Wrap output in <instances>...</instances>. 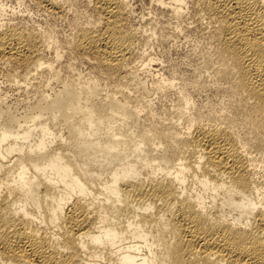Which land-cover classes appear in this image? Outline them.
<instances>
[{
  "label": "bare ground",
  "instance_id": "6f19581e",
  "mask_svg": "<svg viewBox=\"0 0 264 264\" xmlns=\"http://www.w3.org/2000/svg\"><path fill=\"white\" fill-rule=\"evenodd\" d=\"M18 1L76 17L67 0ZM155 4L177 25L192 11L206 48L190 72L151 80L172 91L165 109L145 100L152 59L125 0H90L69 40L0 24V73L25 85L0 95V264H264V174L250 155L264 166V0ZM45 51L100 72L61 75ZM97 76L136 97L102 93Z\"/></svg>",
  "mask_w": 264,
  "mask_h": 264
},
{
  "label": "rangeland",
  "instance_id": "374dc122",
  "mask_svg": "<svg viewBox=\"0 0 264 264\" xmlns=\"http://www.w3.org/2000/svg\"><path fill=\"white\" fill-rule=\"evenodd\" d=\"M2 1L10 7H8L4 15L0 17V24L8 22H10V24H26L28 26H33L38 30L51 31L60 40H69L72 38L75 29L74 21L79 24H84L91 20L90 0H67L76 10L74 21L73 17L62 19L61 17L48 14L42 9L36 8L29 3H19L18 0ZM125 1L128 5L126 26L136 33V49L139 53L144 52L142 57L143 59H146V61L152 59V62L150 63V72H139V79L146 81L145 86L148 93L145 95V100H148L154 109H157L158 107L160 108V106H162L163 109L166 107L168 108L173 104L172 101L174 98L172 96V91H169L168 89L163 91L157 89L151 90V80L157 76H160L161 78H172L179 72H190L193 69V65H195V61L197 64L200 61L199 58L204 54L202 52L206 51V48H204L205 40H203L204 38L197 28L195 27V29L194 25H192V20L189 18H191L190 16H192L193 13L192 11H188L187 8L183 10V18H181L180 23L177 25L174 17L169 12L170 10H168V8L166 9V7L160 8L156 6L155 0ZM164 1L167 3L169 2V0ZM190 12L192 15H190ZM153 28L155 29L156 34L150 38H146ZM201 37L203 39H201ZM40 55L43 60L51 62L53 67L60 71L61 75L66 72L65 67L71 64L72 72L79 73L82 80L85 82H90L95 77V74L100 72L99 70L92 68L90 65L75 63L74 60L68 57H62L55 61L54 55L51 51L42 52ZM197 59L199 61H197ZM139 60L140 57L136 56L133 59L132 65L139 68L141 64ZM4 69L5 68H3V70ZM96 78L98 79L100 91L102 93L105 92V89H108L109 91L120 89L116 92H127L131 100L137 95V92L135 91L124 90V86L120 87L121 85L119 86V84L113 79L106 80L99 76ZM38 80L43 81V86L48 84L45 90H48L49 92L51 90H56L59 86L58 83L50 80L49 75L46 74ZM31 82L34 81L31 80ZM18 86L24 89L25 85L22 84L21 81L18 84L6 81L5 77L0 73V95L4 96L7 102H13L17 96L21 98L24 95V92L18 90ZM29 87L30 85L25 88L29 89ZM202 99L204 100V98ZM203 100H201V102ZM250 155L252 157L255 156L258 175L264 174V166L261 162L260 155H256L253 151Z\"/></svg>",
  "mask_w": 264,
  "mask_h": 264
}]
</instances>
